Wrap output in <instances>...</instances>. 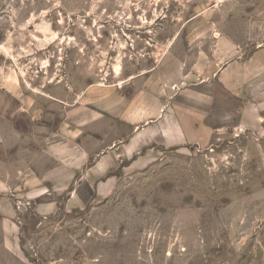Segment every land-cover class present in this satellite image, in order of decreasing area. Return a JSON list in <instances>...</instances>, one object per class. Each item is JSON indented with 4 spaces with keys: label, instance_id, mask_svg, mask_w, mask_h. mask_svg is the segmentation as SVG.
Instances as JSON below:
<instances>
[{
    "label": "rangeland",
    "instance_id": "rangeland-1",
    "mask_svg": "<svg viewBox=\"0 0 264 264\" xmlns=\"http://www.w3.org/2000/svg\"><path fill=\"white\" fill-rule=\"evenodd\" d=\"M259 48L264 0H0V157L6 120L32 130L93 84L130 94L154 83L159 117L172 118L190 78L209 91L203 120L221 123L233 96L217 75ZM234 97L239 117L224 121L237 127L145 150L143 164L111 176L115 190L80 192L82 210L53 215L66 192H3L19 202V238L15 254L0 240V264H264V120L254 118L264 101Z\"/></svg>",
    "mask_w": 264,
    "mask_h": 264
},
{
    "label": "crops",
    "instance_id": "crops-1",
    "mask_svg": "<svg viewBox=\"0 0 264 264\" xmlns=\"http://www.w3.org/2000/svg\"><path fill=\"white\" fill-rule=\"evenodd\" d=\"M156 69L159 66L152 72L153 82ZM144 83L146 88L149 80ZM217 83L220 94L233 96L231 103L220 107L222 113L217 115L221 123L217 124L203 120L210 108L208 101L202 100L208 88L193 86L186 77L182 94L179 91L173 99H178L182 111L178 118L175 114L172 118L159 117L160 90L152 83L151 89L143 87L130 94L120 86L93 84L74 103L60 101L59 110L48 120L36 123L32 130L26 129V120H6L12 135L8 136L5 156L0 157L2 246L15 254L19 238V202L14 194L3 192L28 191L29 197L34 191L36 195L48 192L54 198L66 192L68 197L63 203L54 200L49 204L53 215L60 208L66 212L82 210L87 201L80 192L115 190V178L111 176L126 173L129 160L131 167L143 164L149 158L145 150L152 153L160 147L208 143L214 133L237 127L235 122L225 124L224 111L230 119L239 117L235 95H259L258 102L264 101V49H255L244 61L227 63L217 75ZM193 112L200 116L199 122L193 121ZM255 113V119L264 120V110L256 109Z\"/></svg>",
    "mask_w": 264,
    "mask_h": 264
}]
</instances>
